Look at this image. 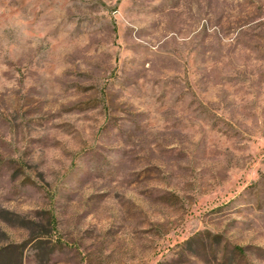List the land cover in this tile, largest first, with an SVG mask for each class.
I'll return each mask as SVG.
<instances>
[{
	"label": "rangeland",
	"instance_id": "1",
	"mask_svg": "<svg viewBox=\"0 0 264 264\" xmlns=\"http://www.w3.org/2000/svg\"><path fill=\"white\" fill-rule=\"evenodd\" d=\"M0 264H264V0H0Z\"/></svg>",
	"mask_w": 264,
	"mask_h": 264
},
{
	"label": "trees",
	"instance_id": "2",
	"mask_svg": "<svg viewBox=\"0 0 264 264\" xmlns=\"http://www.w3.org/2000/svg\"><path fill=\"white\" fill-rule=\"evenodd\" d=\"M238 249H240V248H238Z\"/></svg>",
	"mask_w": 264,
	"mask_h": 264
}]
</instances>
